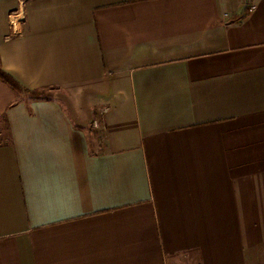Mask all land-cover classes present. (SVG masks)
Segmentation results:
<instances>
[{
    "label": "crops",
    "instance_id": "0c3cea01",
    "mask_svg": "<svg viewBox=\"0 0 264 264\" xmlns=\"http://www.w3.org/2000/svg\"><path fill=\"white\" fill-rule=\"evenodd\" d=\"M0 67V264H264V0H0Z\"/></svg>",
    "mask_w": 264,
    "mask_h": 264
},
{
    "label": "rangeland",
    "instance_id": "374dc122",
    "mask_svg": "<svg viewBox=\"0 0 264 264\" xmlns=\"http://www.w3.org/2000/svg\"><path fill=\"white\" fill-rule=\"evenodd\" d=\"M53 93L54 92L52 90L41 89V90H37V91H35L33 93H30V94L33 95L34 97L47 98V97L53 95ZM92 126H94L93 130L96 133H98V137H100L101 131H102V127H101L100 123L97 122V121H94ZM6 140H7V131H6V128H5V124H4V121L0 120V142H4Z\"/></svg>",
    "mask_w": 264,
    "mask_h": 264
},
{
    "label": "trees",
    "instance_id": "16d2710c",
    "mask_svg": "<svg viewBox=\"0 0 264 264\" xmlns=\"http://www.w3.org/2000/svg\"><path fill=\"white\" fill-rule=\"evenodd\" d=\"M0 79H2L4 82L8 83L9 85H11L14 89H16L17 91H27L26 89H24L17 81L14 77H12L9 73H7L6 71H4L1 67H0Z\"/></svg>",
    "mask_w": 264,
    "mask_h": 264
}]
</instances>
